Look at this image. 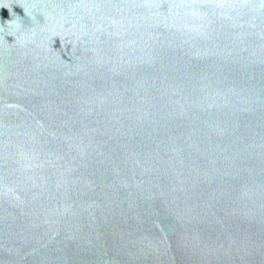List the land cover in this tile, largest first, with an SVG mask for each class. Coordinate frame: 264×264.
I'll return each mask as SVG.
<instances>
[{
  "label": "water",
  "instance_id": "95a60500",
  "mask_svg": "<svg viewBox=\"0 0 264 264\" xmlns=\"http://www.w3.org/2000/svg\"><path fill=\"white\" fill-rule=\"evenodd\" d=\"M0 264H264V0H0Z\"/></svg>",
  "mask_w": 264,
  "mask_h": 264
}]
</instances>
